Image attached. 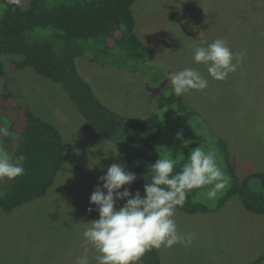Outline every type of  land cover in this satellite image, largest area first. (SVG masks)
Wrapping results in <instances>:
<instances>
[{"label": "rangeland", "instance_id": "rangeland-1", "mask_svg": "<svg viewBox=\"0 0 264 264\" xmlns=\"http://www.w3.org/2000/svg\"><path fill=\"white\" fill-rule=\"evenodd\" d=\"M15 1L27 10L33 0ZM2 8L0 4V12ZM132 13L135 34L153 51V60L142 65L143 74L92 61L87 47L77 65L99 99L133 119L158 113L162 138L157 149L172 158L187 159L200 144L208 146L210 138L231 180V168L241 181L264 174V0H136ZM42 33L51 39L50 31ZM216 39L226 40L233 52H246L238 70L223 81L208 76L207 68L193 60V45L207 46ZM1 61L0 93L6 85L21 105L53 125L65 144L82 145L66 154L45 196L13 212L0 208V264H74L83 254L85 223L99 219L97 206L90 204L98 178L114 163L128 171L126 159L116 141L85 121L59 84L30 67L16 68L15 56L2 55ZM157 65L168 72L197 69L209 80L208 87L182 95L181 104L159 109L162 89L172 86ZM133 135L141 137L136 130ZM250 184L264 194V182ZM227 191L215 201L196 195L214 212L190 215L176 209L178 230L196 235L190 247H161L164 257L170 256L167 264H253L264 256V214L248 211L238 196L217 208ZM125 202L118 201L117 207ZM88 254L95 264V250L90 247Z\"/></svg>", "mask_w": 264, "mask_h": 264}, {"label": "trees", "instance_id": "trees-1", "mask_svg": "<svg viewBox=\"0 0 264 264\" xmlns=\"http://www.w3.org/2000/svg\"><path fill=\"white\" fill-rule=\"evenodd\" d=\"M135 2L33 0L29 8L23 10L15 0H0L3 5L0 12V80L4 75L1 56L12 55L17 57L16 68L30 67L59 84L85 121L105 139L118 143L128 171L137 176L127 188L133 194L139 191L143 195L149 165L160 158L157 145L162 138V126L158 113L133 119L112 110L99 99L77 65L88 47L94 54L92 61L111 62L124 70L145 73L142 65L152 62L154 54L135 34L132 13ZM42 31H50L51 41L43 39ZM181 102L182 96H176L172 87L169 90L164 87L158 108ZM4 127L9 130L2 140L5 150L13 158L23 156L25 168L24 174L15 180H0V208L11 212L45 196L66 154L74 147L81 148L82 144H65L60 132L32 109L21 105L6 85L0 93V128ZM133 130L139 131L141 137L135 138ZM181 164L175 171L180 170ZM231 174V188L219 200L217 208L238 196L248 211L263 215L264 194L253 189L250 182L258 179L264 182V174L255 173L243 181L234 175L232 168ZM196 195V192L189 195L185 205L178 209L190 215L215 211L197 202ZM140 260L143 264H164L159 249L155 248L146 251ZM253 264H264V256Z\"/></svg>", "mask_w": 264, "mask_h": 264}, {"label": "clouds", "instance_id": "clouds-1", "mask_svg": "<svg viewBox=\"0 0 264 264\" xmlns=\"http://www.w3.org/2000/svg\"><path fill=\"white\" fill-rule=\"evenodd\" d=\"M245 55V51L233 52L224 39H216L207 46L193 45L194 62L204 65L208 76L218 81L236 72ZM157 67L167 76L178 97L208 87L209 80L197 69L168 72L164 65ZM8 134L6 127L0 128V180L12 181L22 176L25 168L23 156L13 158L5 150L2 140ZM177 139H183L182 133H177ZM210 144L209 138L208 146L202 143L192 149L182 164L183 155L172 158L170 153L158 148L160 158L149 165L143 195L139 191L133 194L125 187L136 181L135 173L126 171L120 164L110 165L98 178L90 196V204L97 206L99 219L85 223L83 254L75 258L74 264H92L90 247L96 252L95 264H138L145 252L153 248H172L177 244L190 247L196 234L178 230L174 219L176 209L182 208L193 192L205 201H215L231 185V177L221 167L222 157ZM178 164L180 170L175 171ZM118 201L126 202L117 207Z\"/></svg>", "mask_w": 264, "mask_h": 264}, {"label": "crops", "instance_id": "crops-1", "mask_svg": "<svg viewBox=\"0 0 264 264\" xmlns=\"http://www.w3.org/2000/svg\"><path fill=\"white\" fill-rule=\"evenodd\" d=\"M11 212H13V211H11ZM159 251H160V254H161V256H162L163 263H164V264H167V263H166V259L170 258V256H165V257H164V254H166L167 252L164 253V252H162L160 249H159Z\"/></svg>", "mask_w": 264, "mask_h": 264}]
</instances>
